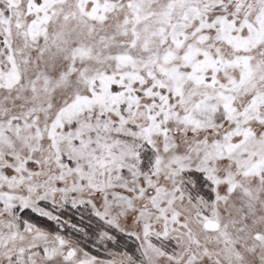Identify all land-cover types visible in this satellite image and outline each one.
I'll use <instances>...</instances> for the list:
<instances>
[{
  "label": "snow or ice",
  "instance_id": "1",
  "mask_svg": "<svg viewBox=\"0 0 264 264\" xmlns=\"http://www.w3.org/2000/svg\"><path fill=\"white\" fill-rule=\"evenodd\" d=\"M0 264H264V0H0Z\"/></svg>",
  "mask_w": 264,
  "mask_h": 264
}]
</instances>
